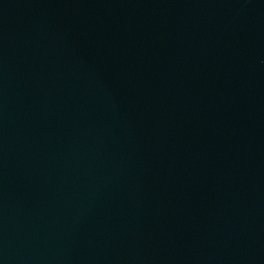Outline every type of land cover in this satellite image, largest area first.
Wrapping results in <instances>:
<instances>
[{
    "label": "water",
    "instance_id": "water-1",
    "mask_svg": "<svg viewBox=\"0 0 264 264\" xmlns=\"http://www.w3.org/2000/svg\"><path fill=\"white\" fill-rule=\"evenodd\" d=\"M0 264H264V0H0Z\"/></svg>",
    "mask_w": 264,
    "mask_h": 264
}]
</instances>
